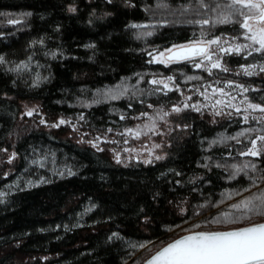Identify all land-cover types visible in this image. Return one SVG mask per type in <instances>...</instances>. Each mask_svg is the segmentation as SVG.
I'll list each match as a JSON object with an SVG mask.
<instances>
[{"label": "trees", "instance_id": "1", "mask_svg": "<svg viewBox=\"0 0 264 264\" xmlns=\"http://www.w3.org/2000/svg\"><path fill=\"white\" fill-rule=\"evenodd\" d=\"M0 13V264H143L152 253L141 245L162 247L184 226L215 232L264 223L255 213L213 222L224 212L243 215L231 205L264 196V153L241 154L264 135V119H252L264 113L245 123L203 99L211 86L237 94L243 85L247 101L264 106V72L242 70L264 65V53H224L229 71L211 73L151 59L201 38L243 42V17L215 23L218 12L198 0H0ZM203 19L211 22L196 23ZM168 77L170 90L151 83ZM153 109L167 113L156 133L127 138ZM242 131L239 142L229 139ZM143 140L160 144L164 159L117 163V143ZM233 164L243 169L235 178Z\"/></svg>", "mask_w": 264, "mask_h": 264}, {"label": "snow or ice", "instance_id": "2", "mask_svg": "<svg viewBox=\"0 0 264 264\" xmlns=\"http://www.w3.org/2000/svg\"><path fill=\"white\" fill-rule=\"evenodd\" d=\"M111 3V0H108ZM199 7L206 10H211L213 12H218V18L215 23H232L240 22L233 21V16L243 17L240 26L246 29L245 38L251 41V44H235L230 47H224L221 44L220 37H216L211 40L205 41L203 38L195 42L191 46H175L176 50L168 49L170 55L167 56L168 62H177L180 60H190L193 56L203 57L204 60L210 62V67L206 70L211 73L212 69H220L223 72L229 71L227 67L222 66L219 53L231 54L235 52L240 54L245 49H251L248 51V55H252V51L257 53H264V0H225L223 4L219 0H213L212 3H205V0H198ZM245 9L247 11H245ZM71 11H75V8H72ZM5 15L0 13V16ZM30 15V14H28ZM211 21L209 19H203L196 21L201 25H207ZM9 24L20 23L18 20H8ZM132 27H141L139 25H131ZM149 32L147 35H151ZM233 39H236L235 37ZM228 41L225 40L224 43ZM33 43H36L35 41ZM43 43V41H40ZM211 45H216V49H211ZM258 45V47H253ZM164 53H161L160 56L164 57ZM213 55H216V59L213 60ZM4 62L3 56H0V63ZM156 62L163 63L164 59L157 58ZM203 60L200 63H196V67H201ZM21 67L26 68L27 64L18 65L14 71H19ZM259 67L260 72H264V65H255L251 64L248 66H242V70L245 75L252 76L257 74L255 69ZM168 81L172 80V77L167 78ZM188 80L200 79V77H187ZM153 84H164V87L167 88L168 85L162 80H153ZM228 87H232V82L228 83ZM236 87L242 89L243 92H247L249 89L245 88L243 85H236ZM221 95H226L224 89H219ZM255 91V89H253ZM190 99V98H189ZM234 100L235 97H232ZM217 105L224 104L225 101L217 100L215 102ZM243 103V101H242ZM228 106L234 108L237 112H240V108L228 102ZM151 107V105H149ZM189 105L185 103L183 108H188ZM193 109L199 111L200 109L196 105L191 106ZM215 107V105L213 106ZM183 108L177 106L172 109L173 112L179 113ZM247 109L259 110L261 113H264V106L260 104L248 103L245 112ZM27 115H32V110L26 113ZM221 112L217 111L215 115H220ZM142 115H147L143 113ZM167 115V114H165ZM83 117H81L82 119ZM123 119V117H121ZM163 119V117H161ZM254 120L264 119V117H252ZM243 120L245 123L249 121V116L244 115ZM41 123H44L41 120ZM64 120H60L59 124H64ZM59 124L53 125L58 127ZM147 127V126H146ZM111 131V129H109ZM131 132L132 130H128ZM245 131H254L253 129H248ZM245 131L239 132L236 136L229 137V139H236L239 142L238 137L245 135ZM140 132H136V137L139 138ZM257 140L262 142V146H257ZM213 144L217 141H213ZM96 146L95 144L93 145ZM155 148H160V144L154 145ZM102 150V149H101ZM127 151V150H126ZM264 153V135L257 136L256 139L252 140V146L247 149L246 152L241 153L242 155H251V156H260ZM16 154L13 152L9 163L14 159ZM156 160L164 159L163 156H155ZM145 163H151V160H145ZM117 163H120L119 155L117 154ZM249 165L246 163L244 165L247 168ZM207 167V165H205ZM220 167V165H217ZM232 168L236 169V172L233 174L232 178H235V175L238 174L243 169L238 168L237 165H231ZM253 170L255 165H252ZM2 195V194H0ZM231 198V194H229ZM255 201V202H254ZM234 209H245V213L241 216H233L230 212H224L222 217H217L213 222H221V220L237 223L240 220L248 219V213H255L257 215H264V196L261 197H248L243 201L237 204L231 205ZM199 227V225H196ZM118 235V234H113ZM145 247V245H141ZM146 264H264V223L253 224L252 226L242 227L231 231H217V232H198L195 234L187 235L182 239L176 240L174 243L169 244L167 247L163 248L157 252Z\"/></svg>", "mask_w": 264, "mask_h": 264}, {"label": "rangeland", "instance_id": "3", "mask_svg": "<svg viewBox=\"0 0 264 264\" xmlns=\"http://www.w3.org/2000/svg\"><path fill=\"white\" fill-rule=\"evenodd\" d=\"M244 30H245V33H246L247 30L246 29H244ZM243 40L244 41L240 42V43H235V42L224 43V42L221 41V44H223L224 47H230V46H233L235 44H251V41L245 38V34L243 36ZM194 43H190V44H187V45H184V46H191ZM253 47H258V45H255ZM210 48L211 49H216L217 46L216 45H211ZM169 49H173L174 51L176 50L175 47H172V48H169ZM167 50L153 53L152 56H151L152 61L154 63H158V62H156V60H157V58H160V59H164L165 60V62H163L161 64L171 65V64L175 63V62H168L167 61V56L170 55V53H168ZM250 50L251 49H245L243 51H250ZM161 53L165 54L164 57L160 56ZM222 54H224V53H219V55H222ZM216 58H217L216 55H213L212 59L215 60ZM202 60H203L202 66L199 67V68L196 67L195 64L196 63H200ZM184 61L189 62L190 64H192L195 69H207V68L210 67V62L207 61V60H204L203 57H200V56H193V57H191L190 60H184ZM157 80L164 81L168 85V87L165 88L164 84H156L157 86H159V87H161V88H163L165 90L172 89V87H173L172 80L168 81L167 78H159ZM219 89H221V88L216 87V86H211L209 89L206 90V94H203V99H204V101H206V103H205L206 105H210V104L212 106L215 105V107H218V108H221V109L225 107V108L231 109L233 112H237L234 108L228 106V102L230 101L231 104H235V105H237L240 108V112H237V114H241L242 117H244V115L251 116L253 112L258 111V110H253V109H247V112H245V109L247 108L248 103H251V102L247 101L248 99H246L242 95L243 92L236 94V93H234L235 90L227 91V90H225L223 88L224 92L226 93V95L222 96L220 91H219ZM232 97H235V99L233 100ZM217 100H223V101H225V103L217 105L215 103ZM242 101H243V103H242ZM165 114H167L166 111H162V110H159V109H153L151 112H149L147 115L144 116L145 119H144L143 123L138 124L134 128L128 129V130H132L131 132H129L127 130V132H126L127 138L130 137V138H133V139H137L136 141H139L144 136L148 140V137L151 134L156 133V131L158 129V126H159V123L161 121H163L165 119V117H166ZM161 117H163V119H161ZM137 131L140 132L139 138L136 137V132ZM101 141H102L101 138L100 139H96V140H94V143L95 144H99ZM154 145H156V144L153 143V142H151V143L149 141L144 142V140H143L142 143L137 144V145L134 146L133 143L130 144L128 141H125L123 143H121V142L117 143L115 145L116 147H114L113 151L115 152L116 157H117V154L119 155V159H121V160H136V161H138V160H144V161L145 160H152V159L155 158V156H157V152H158V148H155ZM257 146L261 147V141L257 140ZM184 227H186V226H184ZM184 227L179 228L177 230H174V232H177V234L178 233L179 234L182 233V235H183V234H185L187 232L197 231V230H191V231L188 230L187 231V229H184ZM160 248H161L160 245H158L157 243H152V244H149L146 247L142 248V251H148V252L152 253V255H153Z\"/></svg>", "mask_w": 264, "mask_h": 264}, {"label": "water", "instance_id": "4", "mask_svg": "<svg viewBox=\"0 0 264 264\" xmlns=\"http://www.w3.org/2000/svg\"><path fill=\"white\" fill-rule=\"evenodd\" d=\"M251 226H252V225H251ZM234 230H235V229H234ZM229 231H231V230H229ZM198 232H206V231H191V232H187V233L181 235L180 237L174 239L173 241L168 242L166 245H164V246L161 247L158 251H156L152 256H154L157 252H159V251L162 250L163 248L167 247L169 244L174 243L176 240L182 239L183 237H185V236H187V235L195 234V233H198ZM215 232H217V231H215ZM152 256H150V257H149V258H148L143 264H146V262H147L148 260H150V259L152 258Z\"/></svg>", "mask_w": 264, "mask_h": 264}]
</instances>
